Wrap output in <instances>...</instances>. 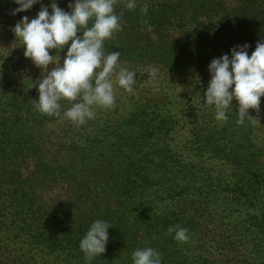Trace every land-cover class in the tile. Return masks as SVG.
Listing matches in <instances>:
<instances>
[{
  "label": "trees",
  "instance_id": "trees-1",
  "mask_svg": "<svg viewBox=\"0 0 264 264\" xmlns=\"http://www.w3.org/2000/svg\"><path fill=\"white\" fill-rule=\"evenodd\" d=\"M51 4L40 0L29 12L35 18L48 6L51 13ZM16 7L0 0V22L15 26L26 16H13ZM230 7L223 0L115 6L121 30L105 41L104 51H118L122 67L141 78L145 74L132 68H150L155 57L172 53L171 32L240 21L243 38L264 39L262 11L257 18L248 4ZM176 48L186 55L195 47ZM66 51L50 54L65 57ZM170 64L180 75L205 67ZM42 79L37 71L26 73L17 91L0 83V264H132V253L145 247L159 251L162 264H264L258 121L239 124L238 108L219 122L215 110L191 105L179 113L142 106L118 119L110 109L95 108V118L77 126L37 110ZM200 81L206 80L194 81L191 92H199ZM71 103L62 100L61 112ZM180 128L188 137L177 149ZM96 220L111 226L109 240L105 253L87 259L79 245ZM170 227L186 228L188 241H176Z\"/></svg>",
  "mask_w": 264,
  "mask_h": 264
},
{
  "label": "clouds",
  "instance_id": "clouds-1",
  "mask_svg": "<svg viewBox=\"0 0 264 264\" xmlns=\"http://www.w3.org/2000/svg\"><path fill=\"white\" fill-rule=\"evenodd\" d=\"M17 5L13 16L29 11L40 0H12ZM116 0H74L70 11H64L53 2L51 13L48 6H41L35 18L23 16L13 31L25 47L24 56L46 71L38 84L39 98L35 105L38 111L48 116L61 117L81 126L96 116L95 108L110 109L115 105V88L133 91L135 73L121 67L120 53H105V41L121 30L120 17L115 12ZM135 0L127 7L135 8ZM77 33H82L78 36ZM69 42H71L69 44ZM67 51L61 66L59 55ZM250 45H236L230 53L214 58L208 72L211 76L204 103L213 106L215 119L228 120V110L233 100L238 101V123L251 118L249 109H259L264 97V40L256 43L249 56ZM49 65L54 67L49 71ZM67 100L71 107L61 112V101ZM111 226L96 220L80 241V249L87 259L101 256L106 251ZM175 232L179 243L188 241L186 228L168 229ZM132 264H162L161 254L154 248L135 250Z\"/></svg>",
  "mask_w": 264,
  "mask_h": 264
},
{
  "label": "rangeland",
  "instance_id": "rangeland-1",
  "mask_svg": "<svg viewBox=\"0 0 264 264\" xmlns=\"http://www.w3.org/2000/svg\"><path fill=\"white\" fill-rule=\"evenodd\" d=\"M47 1V0H46ZM55 2L58 6L63 7L62 10L70 11L69 4L74 3V0H48ZM153 0H135V5L141 6L150 3ZM230 4V8L242 9L248 4L247 12L250 17H257L262 11L264 13V0H223ZM129 0H116L115 6H127ZM239 11V10H238ZM33 12L26 11V16L29 19L34 18ZM237 17V16H236ZM242 19V18H241ZM245 19V18H243ZM21 19H17L18 23ZM260 28H264V14L261 18ZM15 26L0 22V83L10 91H17L26 85V73L37 71L45 77L46 71L36 67L33 62H27L24 56L25 47L14 34ZM166 33L160 34L165 36ZM158 37V36H156ZM170 46L173 49L172 53L154 58L150 68L148 66L139 65L137 68H132L138 73L145 74L144 77L135 76L133 91L127 92L120 87L115 88V105L110 108L116 119L122 117L132 109L137 107H151L161 110H169L172 113H179L182 109H187L190 105L204 111L215 110L213 106H208L204 103V92L207 90L211 76L208 72V66L214 58H219L223 54L230 53L236 45H250L249 56L255 50L256 43H251L247 38H243L241 34L240 21L229 27H219L210 29L204 26H196V29L180 30L171 32ZM165 39V38H164ZM234 40V41H233ZM264 40V39H262ZM71 43V42H70ZM178 45L195 47L189 54H179L180 48ZM176 49L177 53L174 51ZM206 52L203 53V50ZM228 51V53H227ZM53 55V54H51ZM60 57L61 66L64 56ZM29 59V58H27ZM120 64L123 63L119 57ZM187 62L200 63L204 62V69L199 67L197 70L184 75L176 73L172 68V62ZM143 63V61H141ZM123 64H121V67ZM54 65H49V71ZM134 72V71H133ZM198 79H205L201 82L199 92H191L192 84ZM5 94V93H4ZM4 96V95H3ZM239 108L238 101L233 100L232 108ZM249 114L253 120L258 121L256 131L258 137L264 138V97H261L259 109H249ZM188 128H191L188 126ZM187 129L180 128L175 135L177 149H182L184 141L188 137L185 134Z\"/></svg>",
  "mask_w": 264,
  "mask_h": 264
}]
</instances>
